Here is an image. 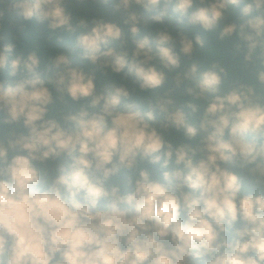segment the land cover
Wrapping results in <instances>:
<instances>
[{
  "label": "clouds",
  "instance_id": "1",
  "mask_svg": "<svg viewBox=\"0 0 264 264\" xmlns=\"http://www.w3.org/2000/svg\"><path fill=\"white\" fill-rule=\"evenodd\" d=\"M6 15L91 70L18 50ZM0 114V264H264V0H0Z\"/></svg>",
  "mask_w": 264,
  "mask_h": 264
},
{
  "label": "trees",
  "instance_id": "2",
  "mask_svg": "<svg viewBox=\"0 0 264 264\" xmlns=\"http://www.w3.org/2000/svg\"><path fill=\"white\" fill-rule=\"evenodd\" d=\"M84 7H95L97 9L101 7H107L106 5L102 4H92L88 3L84 5ZM133 10L140 13L144 18H147L150 13H147L144 11L142 7L139 6H133ZM232 11L231 9L229 10ZM171 18H166L164 21L165 25L170 26L171 29H175L179 27L182 31L185 32V34L194 36L196 34L201 35L203 38H210L213 34L206 33L202 29L198 27H192L189 26L186 22L184 25H178L176 15L170 13ZM9 17L6 15L5 17V32L7 39L9 41H13V37L19 35L21 32H23V35L19 36V45L18 50L22 46L25 50L31 51L34 48L38 50V53L42 56L43 61L46 62L49 55L54 54L56 51H65L66 54L69 56V59L72 60L73 66H80L83 67L85 71L91 70V64L87 60L80 59L81 50L75 47L74 44V37L70 38L68 35L63 33L62 31L57 32H51L47 29L46 25H39L35 21L31 22H25L19 18H15L14 23L10 26L9 25ZM161 27V25L152 23L147 26V28H142L141 35H143L146 31L147 32H154L157 28ZM125 37L129 35L127 28L124 29ZM128 43H131L129 40ZM226 42L221 41L219 39L214 40L213 42V49L217 47H222ZM71 44L72 47L69 49L65 48V45ZM211 53L206 52L205 56H209ZM182 63L184 62V58L181 57ZM42 68H44V63H42ZM55 71V70H53ZM47 76H51V72L45 73ZM99 75V73H98ZM171 75V74H170ZM4 78L7 79V70H5ZM107 80L109 82L116 81L119 84H124L129 89H136V91L133 93L134 97L139 99L143 97H148L153 95L151 91L147 92H141L139 90L138 84L135 83L133 77H125L124 74H116L111 72V70H108L107 74ZM187 86V82H185V85ZM182 86V87H183ZM257 88H260L259 84H256ZM53 94L55 96V90L52 89ZM185 100H192L194 103H200V101H196L193 97L188 96L185 98H179V103H184ZM66 104L65 106L69 109L79 107L81 104L85 103L84 100H81L79 102H73L70 98L65 97ZM3 114H0L2 116ZM159 118V117H158ZM13 127V125H5V130L10 129ZM20 131H26L22 127L19 129ZM173 135H178L174 129L171 130ZM181 140H183V137H181ZM141 167H147L149 172H158L161 171L159 169V165H151L148 164L147 161H141L140 162Z\"/></svg>",
  "mask_w": 264,
  "mask_h": 264
}]
</instances>
